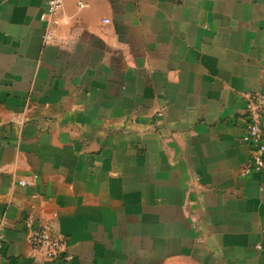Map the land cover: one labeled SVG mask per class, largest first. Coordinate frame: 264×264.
Returning <instances> with one entry per match:
<instances>
[{
	"label": "crops",
	"instance_id": "crops-1",
	"mask_svg": "<svg viewBox=\"0 0 264 264\" xmlns=\"http://www.w3.org/2000/svg\"><path fill=\"white\" fill-rule=\"evenodd\" d=\"M48 1L0 0V264H264V0H64L44 45Z\"/></svg>",
	"mask_w": 264,
	"mask_h": 264
},
{
	"label": "built area",
	"instance_id": "built-area-1",
	"mask_svg": "<svg viewBox=\"0 0 264 264\" xmlns=\"http://www.w3.org/2000/svg\"><path fill=\"white\" fill-rule=\"evenodd\" d=\"M64 0H49L46 9L40 16L43 24V44L55 45V28L59 24V14L62 10ZM81 9L84 6L79 4ZM108 24V21L105 22ZM244 133L241 141L250 150V158L241 170V176L260 175L264 169V131L262 118L264 115V96L251 94L246 96ZM15 121L23 124L19 116ZM19 186H27V182L20 181ZM24 236L27 245L33 254L42 257L44 262L52 263L63 260L66 263L72 261V256L65 254L66 241L49 228H41L36 225L32 212H27L22 220ZM4 230L3 219L0 218V253L4 246L1 244Z\"/></svg>",
	"mask_w": 264,
	"mask_h": 264
}]
</instances>
